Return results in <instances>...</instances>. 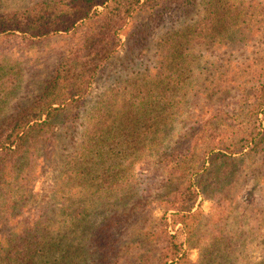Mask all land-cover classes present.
Returning a JSON list of instances; mask_svg holds the SVG:
<instances>
[{
    "label": "rangeland",
    "instance_id": "rangeland-1",
    "mask_svg": "<svg viewBox=\"0 0 264 264\" xmlns=\"http://www.w3.org/2000/svg\"><path fill=\"white\" fill-rule=\"evenodd\" d=\"M38 1L0 0V13L22 11ZM215 2H220L218 36L200 45L193 43L194 50L173 64L181 81L161 87L155 76L161 40L177 32H195ZM150 6L128 20L116 53L79 102L71 103L54 124L57 137L52 155L46 158V151L36 150L28 158L27 173L15 177L12 186L0 185V246L17 223L32 226L45 216L47 195L63 164L76 152L87 117L97 112L101 100H107L105 107L112 116L119 94L126 100L134 92L144 93L151 103L153 91L162 90L158 99L174 104L162 110L160 135L146 140L137 127L140 137L116 145L115 155L108 159L125 166L118 177L128 178L132 192L142 196V206L130 211L133 201L112 209L106 214L107 227H102L101 215H90L86 221L76 217L74 243L83 236L87 221L96 220L99 228L91 235L93 248L113 247L114 252L142 244V231L167 223L166 230L182 245L185 264H264V109L254 113L250 95L264 68V0H191L168 4L162 11ZM67 42V35L24 44L0 40V122L37 101ZM205 121L212 128L197 148L201 150L195 166L202 164L199 173L196 169L183 177L174 173L187 186L200 183L202 191L186 226L173 225L175 212H165L164 200L182 180L173 181L168 175L175 168L170 160L187 154ZM135 127L130 125L125 132ZM131 255L134 259L135 251ZM129 257L124 255L119 264ZM114 258L109 256L111 262Z\"/></svg>",
    "mask_w": 264,
    "mask_h": 264
},
{
    "label": "trees",
    "instance_id": "trees-1",
    "mask_svg": "<svg viewBox=\"0 0 264 264\" xmlns=\"http://www.w3.org/2000/svg\"><path fill=\"white\" fill-rule=\"evenodd\" d=\"M188 1L191 0H41L22 11L0 13L1 41L15 39L24 44L56 35L68 36L66 48L37 101L0 122V185L12 186L15 177L27 173L28 158L33 157L36 150L46 151V158L52 155L57 137L54 124L62 120L59 117L71 103L79 102L116 53L119 34L134 13L147 5L162 11L168 4ZM219 6L220 2H215L207 14L209 17L199 22L195 32L187 35L172 32L161 40L162 52L155 75L161 87H172L181 81L173 64L181 62L179 56L194 50L193 43L200 45L210 41L211 36H218ZM259 72L250 94L252 110L256 114L264 109V68ZM153 92L151 103L147 102L144 93L135 95L134 92L126 100L124 94H119L112 116L106 110L105 98L98 103L97 112L87 117V126L76 152L63 164L47 195L45 216L32 226L17 223V228L3 236L5 244L0 246V264H119L124 255L130 256L124 264H185L182 245L175 234L166 230L167 223L142 231V244L119 248L116 252L113 247L93 248L90 239L93 230L99 229L95 226L96 220L87 221L83 236L76 243L72 235L79 223L76 217L80 215L85 221L90 215H101L102 227H107L106 214L112 209L125 207L133 201L135 204L130 211L142 206V196L132 192L128 178L118 177L125 166L110 163L108 159L115 155L116 145L123 141L127 143L129 137L133 140L140 137L137 127L146 140L160 135L157 129L164 120L162 110L174 103L169 104V99H158L162 90ZM205 122L207 124L192 138L187 154H176L170 160L175 168L167 172L168 175L173 181L182 180L164 200L165 212H175L173 225L186 226L185 221L191 216L189 213L202 191L200 183L187 186L180 176H185L191 169V172L196 169L199 173L202 167L199 164L195 168L201 154L197 148L202 140L209 138L206 134L212 128V123ZM130 125L136 127L125 132ZM165 169L168 168L165 166ZM174 173H180V176ZM63 226L67 232H62ZM119 253L122 257L117 259ZM112 255L115 258L111 262L109 256Z\"/></svg>",
    "mask_w": 264,
    "mask_h": 264
}]
</instances>
